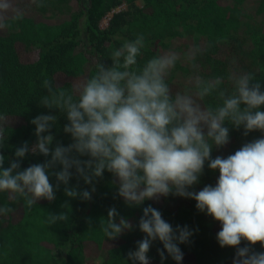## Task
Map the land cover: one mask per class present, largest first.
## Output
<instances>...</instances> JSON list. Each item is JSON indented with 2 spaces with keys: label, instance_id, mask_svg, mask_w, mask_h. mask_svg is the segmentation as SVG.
<instances>
[{
  "label": "clouds",
  "instance_id": "clouds-1",
  "mask_svg": "<svg viewBox=\"0 0 264 264\" xmlns=\"http://www.w3.org/2000/svg\"><path fill=\"white\" fill-rule=\"evenodd\" d=\"M8 7L0 4V8ZM145 46L143 34L125 40L112 51L110 66L100 59L95 72L71 91L49 78L43 80L45 94L39 106L48 112L30 121L36 142L16 147L9 166L5 167L0 152V193L11 198L18 195L32 209L40 200L53 202L63 185L66 197L88 202L96 182L107 172L117 187L116 196L128 207L170 195L194 200L198 212L220 224L219 246L236 250L233 264H264V251L254 250L257 244L264 248V86L251 73H234L229 76L231 90L221 88L222 77L195 76L194 92H174L167 77L177 54L153 56L141 66L138 57ZM213 96L217 103L205 107L202 101ZM54 111L66 117L63 131L72 140L67 146L52 147V128L58 119ZM230 129H243L245 137L253 132L261 135L226 157L213 158L214 148L229 144ZM6 140L0 126V150ZM29 153L50 159L21 169ZM206 164L218 171V179L214 185L191 190L200 182ZM73 169L88 188L69 186ZM50 177H55V185ZM62 207L68 211L47 214L50 225L69 220L70 206L65 202ZM11 212L7 204L0 206V216ZM99 223L110 241L133 230L114 206ZM138 228L144 238L128 253L132 264H150L148 253L155 241L163 246L157 250L162 264L168 257L181 264L179 245L194 234L186 225L173 228L151 205L143 207ZM242 242H246L243 247Z\"/></svg>",
  "mask_w": 264,
  "mask_h": 264
},
{
  "label": "trees",
  "instance_id": "trees-1",
  "mask_svg": "<svg viewBox=\"0 0 264 264\" xmlns=\"http://www.w3.org/2000/svg\"><path fill=\"white\" fill-rule=\"evenodd\" d=\"M38 0H0L7 3V9L0 8V15L19 21L13 31L3 23L0 28V126L5 129L6 143L0 152L5 156V167L14 158V151L24 142H36L35 127L30 121L48 110L39 106L44 95L42 82L49 78L71 91L76 83L86 80L95 72L100 59L111 65V53L125 40H133L139 34L145 37V48L138 57L143 65L162 46L164 36L180 25L189 27L195 34L204 35L217 22H224L225 0H59L69 6V12L47 18L37 9ZM183 1V2H182ZM228 1V0H227ZM137 2H141L138 6ZM16 7H24L20 14ZM119 7L124 10L115 11ZM111 14L107 26L100 29L101 20ZM256 57L262 61L258 72L247 71L259 79L264 86V23L256 42ZM223 67V68H221ZM220 74L224 65L218 61L213 67ZM227 73L221 77L226 80ZM173 91H192V82H167ZM207 97L202 104L207 107ZM213 104L215 100L213 99ZM212 104V105H213ZM264 110V109H262ZM57 123L52 128L56 143L67 146L72 142L63 131L67 123L65 115L54 111ZM247 137L243 129H230V143L227 155L238 150L243 143L254 139ZM213 155V154H212ZM42 155L27 154L21 162V169L36 163H43ZM86 159V158H85ZM207 165V164H206ZM57 171L59 168L56 169ZM219 173L211 172L200 177L202 184L214 185ZM55 185V177H50ZM88 188L82 179L75 176L70 187ZM192 190V189H191ZM117 187L111 174L105 172L96 182V191L91 201L69 199L64 195V186L56 192L53 202L40 200L32 209L25 206L20 197L9 213V224L0 232V264H93L100 257L99 264H132L129 251H135L137 242L125 238L123 233L110 241L100 230V219L107 218V211L115 207L120 216L129 220L133 229H138L142 209L148 205L157 208L173 228L188 226L193 230L190 241L179 247L183 252L181 264H233L236 250L221 248L216 240L220 224L206 214L197 211L195 201L176 196L149 200L139 207H128L122 198L116 196ZM70 206L69 220L50 225L47 214L68 211L62 205ZM10 203V202H9ZM144 238V234L139 231ZM141 239V240H142ZM246 242H242L241 247ZM159 241L153 242L148 257L150 264H162L158 249ZM257 252L264 251L259 244ZM167 256V253H165ZM163 264H176L168 257Z\"/></svg>",
  "mask_w": 264,
  "mask_h": 264
},
{
  "label": "rangeland",
  "instance_id": "rangeland-1",
  "mask_svg": "<svg viewBox=\"0 0 264 264\" xmlns=\"http://www.w3.org/2000/svg\"><path fill=\"white\" fill-rule=\"evenodd\" d=\"M225 1L224 22H217L206 34L197 35L184 25L178 26L168 34H163V44L154 56L169 52H174L178 56L175 67L169 72L167 82L187 84L191 83L195 76L207 80L221 77L222 73H227V78L226 80L223 79L224 83H222L221 88L231 90V81L229 80L231 74L247 73V71L256 73L262 67V61L256 57L254 51H256V42L261 25L264 23V0ZM137 5L140 6L141 2H137ZM36 6L38 11L47 18H53L70 10L67 3L59 0H38ZM22 9L25 11L24 7H16L13 11L20 14ZM120 10H124V7H119L115 11ZM7 16L10 17V15H0V21L8 30L13 31L19 25V21ZM110 16L111 14H108L101 20L99 23L100 29L106 28ZM218 61L224 65V71L220 74L213 69ZM210 98L212 100H209L208 106L213 104V99L217 103L215 96ZM260 135V133H255L254 139ZM228 145L222 149L214 148L213 158L217 155L226 157ZM211 172L216 171L210 170L205 165L203 175ZM205 185L207 184L199 182L192 190L199 191ZM19 199L18 195L11 198L8 193H0V206L7 204L13 208ZM201 215L204 216L205 214ZM8 224L9 214L0 216V232ZM127 232L129 231L125 233ZM132 237L135 238L134 242L142 239L138 229H133L125 235L127 240ZM100 261V257H95L93 264H99Z\"/></svg>",
  "mask_w": 264,
  "mask_h": 264
}]
</instances>
